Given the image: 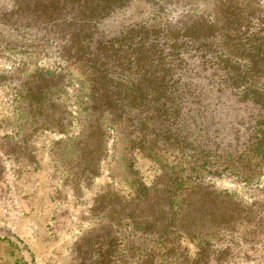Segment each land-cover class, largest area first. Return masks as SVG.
<instances>
[{"label":"rangeland","instance_id":"1","mask_svg":"<svg viewBox=\"0 0 264 264\" xmlns=\"http://www.w3.org/2000/svg\"><path fill=\"white\" fill-rule=\"evenodd\" d=\"M26 12L0 0L17 28L0 25V264H264V168L129 160L107 111L92 136L69 43Z\"/></svg>","mask_w":264,"mask_h":264},{"label":"trees","instance_id":"2","mask_svg":"<svg viewBox=\"0 0 264 264\" xmlns=\"http://www.w3.org/2000/svg\"><path fill=\"white\" fill-rule=\"evenodd\" d=\"M24 3L42 41L57 30L69 43L66 58L88 84L92 136L102 137L107 111L129 160L141 153L163 169L162 158L177 154L192 170L261 174L264 0ZM6 17L0 25L17 31Z\"/></svg>","mask_w":264,"mask_h":264},{"label":"crops","instance_id":"3","mask_svg":"<svg viewBox=\"0 0 264 264\" xmlns=\"http://www.w3.org/2000/svg\"><path fill=\"white\" fill-rule=\"evenodd\" d=\"M13 261H14V263L18 262L17 259L16 260L14 259ZM13 261H12V258H5L1 264H12ZM0 262H1V260H0Z\"/></svg>","mask_w":264,"mask_h":264}]
</instances>
